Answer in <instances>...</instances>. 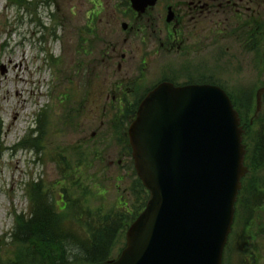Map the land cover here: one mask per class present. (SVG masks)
<instances>
[{
  "label": "rangeland",
  "instance_id": "obj_1",
  "mask_svg": "<svg viewBox=\"0 0 264 264\" xmlns=\"http://www.w3.org/2000/svg\"><path fill=\"white\" fill-rule=\"evenodd\" d=\"M93 3L98 7L99 0H0V252L6 258L14 257L10 235L15 229V216L29 212L26 188L34 180H40L54 194L61 190L57 183H65L94 214L126 202L132 207L136 202L133 184L137 176L130 152L126 155L121 144L126 131L115 120L120 111L105 107L114 78L107 75L99 57L103 41L114 36L106 18L120 37L121 22L129 21L115 12L112 0H101L104 9L92 19L93 12L101 8ZM155 44L159 48L161 41ZM137 45L140 47L139 41L131 39L122 50L132 59L127 69L136 71V76L128 80L138 81L129 84L137 89L130 101L138 100L165 79L177 83L210 80L254 99L249 120L254 119L256 91L264 87V60H251L236 39L223 37L222 52L227 48L231 52L217 58L215 53L208 54L211 58H186L185 53L162 48L150 58L147 73L141 77L136 69L141 58ZM11 56L16 63L23 60L19 72L23 82L8 63ZM189 62L193 66L190 70ZM17 90L21 97L16 95ZM15 111L19 112L18 119H14ZM263 113L264 96L257 118ZM40 116L45 127L37 149L22 141L36 129ZM54 158H59L68 174L58 170ZM55 203L62 208L59 199ZM81 209L71 208L69 218L78 216ZM65 212L62 209L61 213ZM261 235L263 242L259 244L264 247V206L252 222L248 244ZM125 242L123 233L112 258L120 255ZM262 251L259 261L264 264ZM231 264H238V260L233 257Z\"/></svg>",
  "mask_w": 264,
  "mask_h": 264
},
{
  "label": "water",
  "instance_id": "obj_2",
  "mask_svg": "<svg viewBox=\"0 0 264 264\" xmlns=\"http://www.w3.org/2000/svg\"><path fill=\"white\" fill-rule=\"evenodd\" d=\"M132 2L144 11L156 0ZM243 133L220 87L163 82L149 92L129 128L149 199L127 230L120 256L100 264H223L248 172Z\"/></svg>",
  "mask_w": 264,
  "mask_h": 264
},
{
  "label": "trees",
  "instance_id": "obj_3",
  "mask_svg": "<svg viewBox=\"0 0 264 264\" xmlns=\"http://www.w3.org/2000/svg\"><path fill=\"white\" fill-rule=\"evenodd\" d=\"M242 96L231 94L248 125L246 160L250 172L243 179V188L236 203L235 223L224 264H231L233 257L238 264H261L259 259L264 247L259 243L263 242L262 235L253 242V246L248 244V233L257 212L264 206V113L255 120V125H250L249 114L253 110L254 99ZM42 122L40 116L36 129L24 137L22 142L25 145L40 149L45 127ZM54 159L58 170L62 174L66 172L59 158ZM60 159L64 160L62 156ZM134 180L133 190L137 196L132 207L126 202L108 212L99 209L95 214L84 207L82 199L71 194L65 183L58 182L61 190L54 194L48 192L40 180H34L26 188L29 212L15 216V229L10 235V244L15 245L14 257L6 258L0 252V264H98L112 259L119 238L145 208L148 199V192L141 181L137 177ZM58 199L63 205L61 209L55 203ZM77 207L82 208L78 216L69 218L67 212ZM62 209L66 210L64 214Z\"/></svg>",
  "mask_w": 264,
  "mask_h": 264
},
{
  "label": "flooded vegetation",
  "instance_id": "obj_4",
  "mask_svg": "<svg viewBox=\"0 0 264 264\" xmlns=\"http://www.w3.org/2000/svg\"><path fill=\"white\" fill-rule=\"evenodd\" d=\"M112 1L115 12L123 21L128 20L129 23L121 22L123 32L120 37L116 36V30L106 18V26L110 27V31L112 29L114 36L103 41L104 49L99 57L104 63L107 75L114 78L107 93L105 107L121 112L125 110L123 115L120 114L122 123L127 124L133 118L134 114L126 111L137 110L144 98L142 96L143 98L136 101L129 99L137 92L136 87L129 84L138 81L128 80L136 76V71L127 69L132 59L122 51L128 40L137 39L140 44V47L137 45L141 51L140 63L136 66L138 77L147 73L150 58L162 48L176 54L185 53L186 58L205 59L208 54L211 56L213 53L217 54V58L222 53L227 54L231 49L227 48L222 52L220 47L223 37L240 42L242 51L247 53L251 60H264V0H156L154 5L146 6L144 12L135 10L131 0ZM103 9L102 5L98 13ZM115 20L118 22V18ZM100 21L102 22L103 18ZM124 23L128 24L126 29L123 27ZM162 32H165L164 38ZM157 40L161 41L159 48L155 44ZM208 48L212 50L208 51ZM190 62L188 70L193 67ZM203 72L207 70L203 69ZM186 84L187 82L178 83ZM126 138L127 133H123L122 147L127 155L130 151Z\"/></svg>",
  "mask_w": 264,
  "mask_h": 264
},
{
  "label": "bare ground",
  "instance_id": "obj_5",
  "mask_svg": "<svg viewBox=\"0 0 264 264\" xmlns=\"http://www.w3.org/2000/svg\"><path fill=\"white\" fill-rule=\"evenodd\" d=\"M23 60L19 61V63H16V59L11 56L8 58V63L9 65L13 66L16 70V77H19L20 80L23 82V78L21 77V75L19 74V72L21 71V67H22V62ZM18 97H21L22 96V93L20 90H17V94H16ZM19 117V112L18 111H15L14 113V119H18Z\"/></svg>",
  "mask_w": 264,
  "mask_h": 264
}]
</instances>
